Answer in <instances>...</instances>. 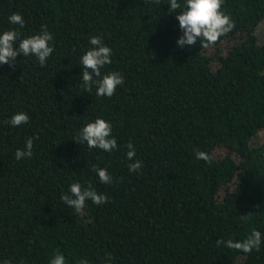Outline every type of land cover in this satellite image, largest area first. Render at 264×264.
Segmentation results:
<instances>
[{
    "label": "trees",
    "instance_id": "1",
    "mask_svg": "<svg viewBox=\"0 0 264 264\" xmlns=\"http://www.w3.org/2000/svg\"><path fill=\"white\" fill-rule=\"evenodd\" d=\"M169 3L0 0V33L23 39L46 26L53 37L45 66L22 54L0 65V264H50L58 253L66 264H264V142H255L264 136V0H224L235 27L208 47L177 45L180 10ZM16 12L23 28L8 23ZM92 36L112 49L102 75L124 77L110 98L82 81ZM20 112L27 124L6 123ZM97 118L112 125L111 153L74 141ZM33 137L32 157L16 160ZM129 143L139 174L127 167ZM97 168L112 184L99 183ZM74 182L109 202L68 207L61 195L74 199ZM253 229L259 251L217 246Z\"/></svg>",
    "mask_w": 264,
    "mask_h": 264
},
{
    "label": "clouds",
    "instance_id": "2",
    "mask_svg": "<svg viewBox=\"0 0 264 264\" xmlns=\"http://www.w3.org/2000/svg\"><path fill=\"white\" fill-rule=\"evenodd\" d=\"M154 3H159V0H153ZM224 0H183V4L179 0H170L169 13L180 10V14L176 16L179 22V28L183 35L177 40L179 47L185 45H195L200 42L201 47H208L219 41L220 37L227 35L233 30L235 24L221 9ZM182 9V10H181ZM8 23L24 27V19L21 13L16 12L8 17ZM18 29H9L0 33V65L12 66L18 55L23 57L35 56L41 67L46 65L47 59L53 53V47L50 46V41L53 37L47 31L46 26H41L39 34L20 39ZM90 44L93 46L87 50L80 58L82 65V81L88 90L93 87L96 89V95L102 97H112L118 86L124 83V77L119 72H109L102 75L101 69L110 64L112 49L104 45L100 36L90 37ZM27 113L20 112L14 114L10 121L13 127H18L29 122ZM33 137L25 141L24 149H17L15 159L31 158L33 155ZM79 144L86 143L90 149L98 148L105 152L111 153L117 149V140L112 137V125L105 119L97 118L94 122H89L84 125L78 132L74 140ZM126 157L132 161L127 165L130 173L139 174L143 168V163L136 160L135 147L129 143ZM196 159L203 160L206 163H211V157L203 152L196 151ZM96 173L100 184L110 185L113 182L112 176L105 168H97ZM70 192L75 198H71L68 194L61 195V202L76 211H81L85 207V202L90 200L95 205L108 203V197L98 193L94 188H82L81 184L74 182L69 186ZM241 221H244L248 216H239ZM262 235L258 230L253 229L250 236L242 241H227L218 239L217 246L224 245L229 249H234L243 253H251L254 249L260 250ZM4 264H9L5 261ZM50 264H66L65 257L62 254H56L50 261ZM81 264H87L82 261Z\"/></svg>",
    "mask_w": 264,
    "mask_h": 264
},
{
    "label": "rangeland",
    "instance_id": "3",
    "mask_svg": "<svg viewBox=\"0 0 264 264\" xmlns=\"http://www.w3.org/2000/svg\"><path fill=\"white\" fill-rule=\"evenodd\" d=\"M257 36H258L259 41L264 44V21L259 25V27L257 29ZM225 46H226V43H223L221 45V48L225 49ZM261 141L264 142V136H263L262 140L260 139V141L255 139L256 143H260ZM222 153H223L222 148L217 147L215 149V151L213 152V156H214V158H219L222 156Z\"/></svg>",
    "mask_w": 264,
    "mask_h": 264
}]
</instances>
